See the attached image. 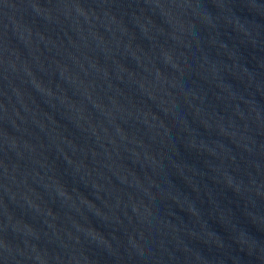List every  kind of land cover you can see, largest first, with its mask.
Segmentation results:
<instances>
[{"label":"water","instance_id":"95a60500","mask_svg":"<svg viewBox=\"0 0 264 264\" xmlns=\"http://www.w3.org/2000/svg\"><path fill=\"white\" fill-rule=\"evenodd\" d=\"M0 264H264V0H0Z\"/></svg>","mask_w":264,"mask_h":264}]
</instances>
